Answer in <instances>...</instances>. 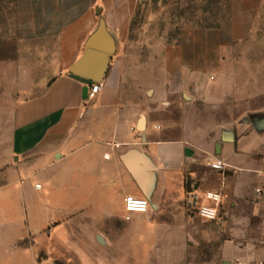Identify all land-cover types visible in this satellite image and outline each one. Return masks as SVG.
I'll return each instance as SVG.
<instances>
[{
    "label": "crops",
    "instance_id": "obj_1",
    "mask_svg": "<svg viewBox=\"0 0 264 264\" xmlns=\"http://www.w3.org/2000/svg\"><path fill=\"white\" fill-rule=\"evenodd\" d=\"M142 1L12 0L0 24V87L13 84L0 108V264L27 258L17 236L52 218L54 232H80L95 213L151 209L159 241L177 228L170 217L199 218L208 190L222 200L215 220L199 218L197 264H264V0H231L226 24L186 26L149 54L130 33ZM101 20L115 50L89 97L69 72ZM127 194L148 210L126 219Z\"/></svg>",
    "mask_w": 264,
    "mask_h": 264
},
{
    "label": "rangeland",
    "instance_id": "obj_2",
    "mask_svg": "<svg viewBox=\"0 0 264 264\" xmlns=\"http://www.w3.org/2000/svg\"><path fill=\"white\" fill-rule=\"evenodd\" d=\"M231 14V0H143L131 24V38L138 49L149 54L173 43L186 26L217 27L226 24ZM12 18V0H0V24L6 25ZM4 80L9 82L0 87V108L10 106L8 96L13 92V84ZM151 211L128 220L122 213L115 214L107 221L104 216L96 218L95 213L84 221L80 232L66 224L54 232L58 223L52 218L42 228L17 236V252L27 258L19 256L7 264H197L205 250L196 237L202 236L209 222L170 217L177 220V228L161 233L157 241L147 230Z\"/></svg>",
    "mask_w": 264,
    "mask_h": 264
},
{
    "label": "water",
    "instance_id": "obj_3",
    "mask_svg": "<svg viewBox=\"0 0 264 264\" xmlns=\"http://www.w3.org/2000/svg\"><path fill=\"white\" fill-rule=\"evenodd\" d=\"M86 50L80 59L70 68L69 76L87 85L100 82L107 67L108 59L114 53L115 45L101 20L97 29L87 39ZM128 162L127 159H124ZM187 192H192L190 178L186 180ZM196 200V198H194Z\"/></svg>",
    "mask_w": 264,
    "mask_h": 264
},
{
    "label": "built area",
    "instance_id": "obj_4",
    "mask_svg": "<svg viewBox=\"0 0 264 264\" xmlns=\"http://www.w3.org/2000/svg\"><path fill=\"white\" fill-rule=\"evenodd\" d=\"M100 88L101 82H94L92 85H90L88 94L89 97H94V95L100 90ZM211 167L213 169L221 171L225 169V165L220 160L212 163ZM36 186L39 187V185ZM254 192L264 203V177L261 184L254 188ZM203 196L209 202L194 204V206L192 207L194 214L203 220H215L218 217L219 204L221 203L222 195L219 192L208 190L204 192ZM123 207L126 213L125 218L128 219L131 213H141L147 211L149 208V203L146 198L127 194L123 199ZM45 264L56 263L50 261L46 262Z\"/></svg>",
    "mask_w": 264,
    "mask_h": 264
}]
</instances>
